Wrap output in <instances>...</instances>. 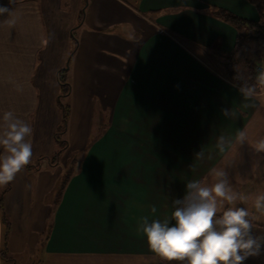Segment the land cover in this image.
Wrapping results in <instances>:
<instances>
[{"label":"crops","instance_id":"crops-1","mask_svg":"<svg viewBox=\"0 0 264 264\" xmlns=\"http://www.w3.org/2000/svg\"><path fill=\"white\" fill-rule=\"evenodd\" d=\"M0 6L9 9L0 15V117L13 111L33 128L30 166L0 185V250L3 213L14 264H158L138 231L141 218L170 217L188 181L211 183V168L223 170L245 198L235 206L255 209L264 193V152L252 147L264 137V79L247 100L225 79L223 56L237 32L211 14L218 7L257 21L250 3L0 0ZM71 32L77 45L67 74L66 143L53 161L61 119L57 73L72 49ZM239 130L247 132L242 145Z\"/></svg>","mask_w":264,"mask_h":264},{"label":"clouds","instance_id":"clouds-1","mask_svg":"<svg viewBox=\"0 0 264 264\" xmlns=\"http://www.w3.org/2000/svg\"><path fill=\"white\" fill-rule=\"evenodd\" d=\"M5 13H9L8 7L0 6V15ZM261 78H264V70H261ZM238 91L247 100L253 96L255 88L242 86ZM223 114L229 115V111L224 109ZM32 134V126L13 111H5L0 117V185L13 182L30 164ZM235 139L240 145L247 142L246 130L237 131ZM217 147H220L219 142ZM252 147L256 152H264V137ZM195 158L202 159L203 151L196 153ZM208 177L211 183L206 179L186 183L183 198L171 203L174 210L170 217L141 218L138 231L149 249L162 260L179 264H243L250 257L264 255V236L253 234L252 213L235 206L238 200L245 198L233 190L223 170L211 168ZM254 207L264 213V193L256 196ZM156 212V206H151V213ZM173 220L175 224L170 226Z\"/></svg>","mask_w":264,"mask_h":264},{"label":"trees","instance_id":"trees-1","mask_svg":"<svg viewBox=\"0 0 264 264\" xmlns=\"http://www.w3.org/2000/svg\"><path fill=\"white\" fill-rule=\"evenodd\" d=\"M250 3L258 14L257 21H250L241 17H238L227 10L214 7L212 15L217 19H220L236 30V38L232 50L223 56L222 67L223 76L226 80L237 87L251 86L255 88V92H258L261 87V78L255 72V66L264 59V0H246ZM83 13V11H81ZM82 16V14H81ZM80 16V21L81 17ZM71 38L73 41L72 49L69 53L68 59L64 67H62L57 73V79L59 82V94L57 97V103L60 110V123L54 132V141L57 146V150L54 153L53 161L57 159V156L61 153L65 146L64 135L67 131L70 106L68 104V97L70 94V83L67 79L70 58L72 51L76 48L77 42L73 32H71ZM27 165L25 167H29ZM69 174L64 175L60 184V190H62L67 182ZM1 196L0 195V209H1ZM252 219V218H251ZM2 221L4 224V236L2 248L0 250V258L5 264H14L13 259L7 256V242L6 237L8 233V220L2 213ZM253 234L256 236H264V223L255 222ZM175 221H171L170 226L174 225ZM158 264H179V262H166L157 256ZM243 264H264V255L259 257H250L243 262Z\"/></svg>","mask_w":264,"mask_h":264},{"label":"rangeland","instance_id":"rangeland-1","mask_svg":"<svg viewBox=\"0 0 264 264\" xmlns=\"http://www.w3.org/2000/svg\"><path fill=\"white\" fill-rule=\"evenodd\" d=\"M262 60H264V59H262ZM217 66L220 68L219 64ZM262 79H264V78H262ZM248 210L250 213H252V217L254 216L253 220H255L258 223H262V221H264V219H262V213L261 212H257L256 209H248ZM35 261L37 262L38 258H35ZM18 264H23L22 259L19 260Z\"/></svg>","mask_w":264,"mask_h":264},{"label":"built area","instance_id":"built-area-1","mask_svg":"<svg viewBox=\"0 0 264 264\" xmlns=\"http://www.w3.org/2000/svg\"><path fill=\"white\" fill-rule=\"evenodd\" d=\"M261 70H264V60L255 66V72L261 78Z\"/></svg>","mask_w":264,"mask_h":264}]
</instances>
